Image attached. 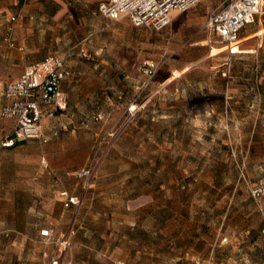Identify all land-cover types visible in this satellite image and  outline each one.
Segmentation results:
<instances>
[{"label":"rangeland","instance_id":"374dc122","mask_svg":"<svg viewBox=\"0 0 264 264\" xmlns=\"http://www.w3.org/2000/svg\"><path fill=\"white\" fill-rule=\"evenodd\" d=\"M2 1L9 7L0 9V95L5 83L19 77L29 64L19 57V40L28 41L34 53L52 45V54L64 55L69 67L111 65L122 73V66L110 56L117 44L108 51L95 52L91 41L87 49H81L77 38L84 31V20L88 26L91 23L86 1L66 0L76 16L68 12L61 25L53 21L48 27L45 20L31 24V0H22L21 6L19 0ZM220 2L202 0L195 9L204 13ZM96 5L98 10L97 2ZM46 10L52 11L47 5ZM126 27L135 42L134 63L129 67L135 73L134 91L129 92L117 122H108L105 116L100 123L88 124V131L96 130L98 136L88 146L82 167L109 129L119 127L87 193L94 192L104 167V172L115 180L109 192L120 196L113 209L121 213L127 207L142 226L135 229L132 241L103 250L75 245L67 256L71 254L75 264L264 262V195L255 200L248 188L264 181V58L260 54L256 58L231 57L228 75L224 76L227 52L224 49L209 55L211 46L223 47L213 38L200 45L189 35L177 37L166 29L156 31L144 26H133L132 31L128 20L113 19L111 28L120 32H114L112 39L120 42ZM66 34L62 43L61 37ZM146 60L157 66L150 79L141 72ZM186 66L187 70L182 71ZM91 76L93 85L88 90H95L97 110L107 101L106 96L112 102L125 100V90L119 84V88L114 86L126 83L123 75L120 82L111 74ZM144 82H148L146 87L142 86ZM132 101L135 109L130 116L128 105ZM95 113L98 112L87 111L82 117ZM10 127L0 118V264H48L45 253L51 255L56 246L39 237V230L46 228L49 221L42 198L34 191H16V173L24 176L29 169L25 164L17 165L14 151L1 146ZM75 173L65 180L78 190L82 179ZM58 190L52 191L53 195L58 196ZM158 206L161 217L166 215L173 225L170 227L174 235L164 243L146 232L158 224ZM148 211L157 213L145 217ZM75 215H68L53 229L54 236H61L71 223H77Z\"/></svg>","mask_w":264,"mask_h":264},{"label":"crops","instance_id":"0c3cea01","mask_svg":"<svg viewBox=\"0 0 264 264\" xmlns=\"http://www.w3.org/2000/svg\"><path fill=\"white\" fill-rule=\"evenodd\" d=\"M84 1L87 2L88 6L90 5L87 19H90L91 23L90 26H88L86 20H84V31L77 38L81 49H87L89 46L88 43L91 41L95 43V52L108 51L112 45L117 44V46L114 47V50H112L110 56L114 58L119 66H122L119 68L123 71L122 73H118L116 72L117 67L115 68L111 65L94 67H69L67 65L69 75L62 83V89L66 92L68 97L67 112L76 113L77 119H80L84 115V112L86 113L87 111L94 110L95 112L104 113L103 119L105 116L107 118L109 117L107 120L108 122H117L121 116V109L128 103L129 92L134 91L133 79L135 73L132 72L129 67L134 63L135 42L128 35L129 26L121 31V33L123 32L124 34L120 36V42H117V39H112L114 32L119 33L120 31L113 30L111 28L113 19L102 15L96 8V2L99 5L100 2L107 0ZM19 2V5L21 6L22 0H19ZM50 3H52V5H49ZM30 5L34 7L29 13L31 24L34 21L38 24H42L45 20V23H47L45 26L47 27L49 23L53 21H55V25H61L62 22L60 21L64 19L65 16L69 15L68 12L70 13L74 10L66 0H31ZM46 5L49 6L52 11L48 12V10H46ZM197 5L188 11L195 9ZM8 7L9 6H6L4 1L0 0V9H8ZM188 11H173L171 13V22L164 28L166 29L165 31L177 37L186 35L194 37L195 44H207L208 34L202 29V27L206 21L209 10H205L204 13L203 11L198 13L197 9H195L191 13L182 14ZM71 13L72 16H76L74 11ZM92 19H94V21H92ZM123 19L128 20L127 18ZM99 21L101 22L100 24L98 23ZM18 25L19 23L17 24V30ZM122 26H127V23H122ZM131 30L133 31V25ZM67 36L68 34L62 35V43L65 42ZM240 39L243 41L238 42V46L245 48L248 51H238V53L231 57L256 58L260 54L261 57L264 58V0L262 1L260 12L255 14L252 20L241 29L239 40ZM108 42L110 45H108ZM17 45H19L18 50L21 51L19 57L21 60L28 62L29 64L37 62L47 55H51L53 49L52 45H46L44 46V50H39L37 53H34L28 41L19 40ZM84 55H86V53H84ZM78 74H90V76L79 77ZM105 74L114 75V79L117 82H120L121 75H123L126 83H116L114 86L119 88L118 86L120 85L121 88L125 90V100H122L121 102H112L109 100V97L106 96L107 101H104V103L101 104V110H97L98 108L96 106L98 105H96V101H94L95 90L94 88H90L91 90L89 91L88 86L93 85V78L91 75ZM99 80H102V78ZM0 96L1 104L4 101L2 92ZM4 120H6L11 126L6 131L7 135L11 133L14 121L12 119ZM100 122L101 121L98 123ZM45 135L48 137V140L45 142L37 139H29L17 142L13 146L5 148L9 151H14L15 163L17 165L25 164L28 166L29 172L24 176L16 173L13 184L16 191L20 194L34 191L35 194L41 196L44 213L49 218L46 228L52 230L57 229L61 222L66 221L68 215L76 214L75 216L78 218L77 223H71L70 218V223L72 224L74 231L73 241L75 242V247H83L87 249L100 248L103 250L115 247L116 243L132 241L131 236L133 232L138 226H142L139 222L140 219L135 216L134 212H129L127 207H124L125 209H123L121 213L113 209V207H115L113 203L116 202V198L120 196L109 192L110 186L114 184L115 180L112 177V174L104 172V167L100 171L101 176L99 182L94 186V192L90 194L86 193L82 204L78 208L71 205H65L64 197L59 195V191L61 190H67L70 194H78L80 192L81 186L76 190V187H72V185L66 183L65 178L70 177L77 169L82 167L83 163L86 162L88 146H90L94 139H96L98 132L92 129L88 131V127L76 126L66 117H55L53 119L45 120ZM53 188L54 190L59 189L58 196L53 195ZM158 208V224L153 230L148 229L146 232L148 235L152 234L154 240L159 241V243H164L169 237L174 235L170 227L173 225L168 223L166 215L163 214L161 217V206H158ZM155 213L157 212L148 211L145 217H151V214L154 217L156 215ZM70 223L69 225H71ZM75 234H77V236ZM39 237L43 238L40 234ZM49 255L45 253V256H48V264ZM197 262L199 261H196L195 263Z\"/></svg>","mask_w":264,"mask_h":264},{"label":"built area","instance_id":"2783aa9c","mask_svg":"<svg viewBox=\"0 0 264 264\" xmlns=\"http://www.w3.org/2000/svg\"><path fill=\"white\" fill-rule=\"evenodd\" d=\"M202 0H107L98 5L99 12L111 19L127 18L135 27H149L161 31L171 22L173 11L185 12ZM263 0H221L216 8L209 10L202 29L211 38L222 43L227 52L225 67L222 74L228 75L231 56L238 53V42L241 29L249 23L253 16L260 12ZM10 40V39H9ZM157 66L151 60H146L141 66V72L150 79ZM69 75V69L64 55L51 54L43 59L26 65L15 80L9 81L3 87L4 101L0 104V118L12 119L14 125L11 133L3 137L1 145L13 146L15 143L29 139L42 142L48 140L45 135V120L55 117H66L79 127H87L90 122L103 118L98 112L89 118L77 119L76 113L67 112L68 97L62 89L63 80ZM148 82L143 83L146 87ZM135 102L128 105V112L133 116ZM119 127H111L100 145L95 148L89 162L77 170L76 175L82 179L78 194H70L67 190L59 191L64 197L65 205L78 208L85 194L94 182L101 163L119 134ZM250 195L258 200L264 195V181L248 185ZM264 233V226L262 228ZM73 226L59 237L54 236L50 228H42L40 236L45 242H54L56 250L50 255L49 264H75L73 256L67 252L75 245L73 241ZM112 264H123L114 261ZM195 264H200L199 262ZM247 264H264L247 263Z\"/></svg>","mask_w":264,"mask_h":264},{"label":"bare ground","instance_id":"6f19581e","mask_svg":"<svg viewBox=\"0 0 264 264\" xmlns=\"http://www.w3.org/2000/svg\"><path fill=\"white\" fill-rule=\"evenodd\" d=\"M243 40L240 39L239 42H242ZM239 52H246L248 50H246L245 48H241V47H237ZM225 48L224 47H213L211 46V50H210V54L209 55H216L219 52L223 51ZM188 68V66H186L182 71L186 70Z\"/></svg>","mask_w":264,"mask_h":264}]
</instances>
